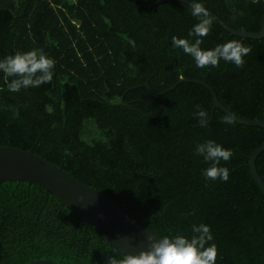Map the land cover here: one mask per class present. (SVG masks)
<instances>
[{
  "label": "trees",
  "instance_id": "1",
  "mask_svg": "<svg viewBox=\"0 0 264 264\" xmlns=\"http://www.w3.org/2000/svg\"><path fill=\"white\" fill-rule=\"evenodd\" d=\"M155 1L0 0V60L40 49L56 61L51 83L19 93L0 73V146L56 164L161 236L209 225L217 264H264V194L248 167L264 128L224 124L207 87L175 84L204 81L234 114L264 122V37L231 34L212 17L203 50L235 40L251 52L243 69L223 60L199 68L172 42L193 40L188 3L144 6ZM199 2L232 28L261 29L264 0ZM197 105L211 117L206 127ZM206 140L234 153L220 165L227 182L205 178L210 165L194 150ZM255 167L264 182V150ZM122 255L43 186L0 180V264H105Z\"/></svg>",
  "mask_w": 264,
  "mask_h": 264
},
{
  "label": "clouds",
  "instance_id": "2",
  "mask_svg": "<svg viewBox=\"0 0 264 264\" xmlns=\"http://www.w3.org/2000/svg\"><path fill=\"white\" fill-rule=\"evenodd\" d=\"M188 6L191 8V15L198 21L188 33L193 40L190 42L188 39L174 36L173 46L190 55L199 68H216L223 60L243 69L244 57L251 52V48L234 40L217 45L214 49L203 50V38L210 34L213 18L199 0H190ZM55 66L56 61L49 58L43 50L33 49L24 53L17 52L0 60V73L6 78H11L7 85L8 90L11 93H19L21 90L51 83ZM194 116L201 127L208 125V113L199 105L196 106ZM222 123L232 124L234 121L231 116H225ZM194 154L203 157L210 165L204 171L207 180H229V169L220 165L221 161H230L234 155L232 150L225 149L214 140H206L196 145ZM65 155L71 156L72 153L66 149ZM191 232L190 237L177 233L157 239V235H148L147 250L140 251L139 254L123 253L118 258L109 256L105 264H217L218 249L215 243H210L214 240L210 226L204 223L193 224Z\"/></svg>",
  "mask_w": 264,
  "mask_h": 264
},
{
  "label": "water",
  "instance_id": "3",
  "mask_svg": "<svg viewBox=\"0 0 264 264\" xmlns=\"http://www.w3.org/2000/svg\"><path fill=\"white\" fill-rule=\"evenodd\" d=\"M144 5L152 6L157 2ZM189 3L190 0H180ZM134 5L140 7V4ZM210 15L229 33L241 37H264V15L261 18V29L257 32H246L230 27L217 14L207 9ZM183 81H194L203 84L212 93V108L221 109L226 115L241 124L255 125L264 128V122L260 119H244L230 111L219 101L213 89L204 81L194 78H181L175 84ZM173 84L168 89L175 86ZM147 87L148 84H146ZM168 89L162 91L165 92ZM161 93V92H160ZM211 117L209 118V120ZM264 150V144L259 146L250 156V173L264 194V182L256 167L255 159ZM24 180L43 186L54 194L67 208L78 218L96 231L109 244L125 254H139L147 250L148 235L162 237L151 228L145 226L134 217L130 216L109 198L88 185L78 181L61 167L53 164L30 150H24L13 146H0V180ZM27 264H61L50 259H35Z\"/></svg>",
  "mask_w": 264,
  "mask_h": 264
}]
</instances>
